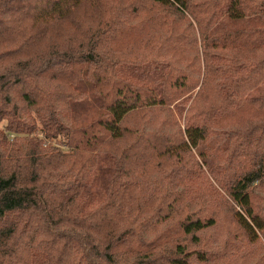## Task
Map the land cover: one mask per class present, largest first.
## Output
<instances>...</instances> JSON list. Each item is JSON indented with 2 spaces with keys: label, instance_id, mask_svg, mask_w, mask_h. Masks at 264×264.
I'll list each match as a JSON object with an SVG mask.
<instances>
[{
  "label": "trees",
  "instance_id": "16d2710c",
  "mask_svg": "<svg viewBox=\"0 0 264 264\" xmlns=\"http://www.w3.org/2000/svg\"><path fill=\"white\" fill-rule=\"evenodd\" d=\"M261 87L264 0H0V264H248Z\"/></svg>",
  "mask_w": 264,
  "mask_h": 264
},
{
  "label": "rangeland",
  "instance_id": "374dc122",
  "mask_svg": "<svg viewBox=\"0 0 264 264\" xmlns=\"http://www.w3.org/2000/svg\"><path fill=\"white\" fill-rule=\"evenodd\" d=\"M230 17H231L230 14H228L226 12L223 13L221 15V18H220L218 24L214 27L213 33L214 34H220V33H223L227 28H232L234 26H236V27L237 26L238 27L250 26L254 22L257 21V19H254L253 17L252 18H243L239 21H236V20L234 21ZM90 89H91L90 85L87 84L86 91H89V93H87V97L84 99V101H82V103L77 105V107H76V111H75L74 116L80 121L85 120V119H92L96 116L98 117L99 112H100V108H98L95 100L91 96ZM262 92H264V87H261L256 92H253L252 95L257 96L258 94H261ZM179 104H182V103H179ZM190 105H191V102L188 104L180 105L177 107V109H179L181 111L184 110L183 116L180 115V117H179V119H180L179 124H180L182 130L184 129V126H185V117L189 111ZM158 117H162V114L160 112H158ZM0 127H2V125H0ZM41 137H42V135H41ZM194 154H195V156L193 155V157L196 160L198 159L201 162V168L198 169V172H199L198 174L201 173V170L203 171V173H206V178L208 179V177H209L210 181L215 186L214 188L217 191L219 190L220 194L222 196H224L226 199H228L227 196L218 188V186L216 185V183L213 180V177L209 174V171L207 170V165L202 162L201 157L199 155V152L196 151V152H194ZM219 159H216L213 162L216 163V165H219ZM204 177L198 178L196 180V182H197V185L200 189L199 190L200 195L207 196L208 192L210 190L204 185ZM255 188H256V193L258 194V196L262 197L263 192L259 188V186L256 185ZM217 201H218V203H220V201H221L220 196H218ZM261 205L262 204L260 202H257L258 207H260ZM221 214L222 215L219 216L220 231L216 234V236H218V237H215V238L219 239L218 242H224L226 240L230 241L231 235H234V234L237 235V230H236L237 227L231 221V213L223 212V209H221ZM210 235L215 236V231H213ZM227 235H229V237H227ZM237 237H239L241 239V236L237 235ZM248 257H249L248 264H264V236H262V234L259 236V240L256 243L249 245V256Z\"/></svg>",
  "mask_w": 264,
  "mask_h": 264
}]
</instances>
